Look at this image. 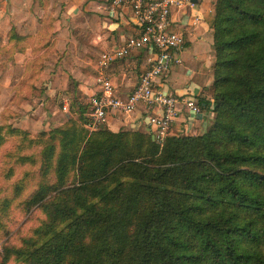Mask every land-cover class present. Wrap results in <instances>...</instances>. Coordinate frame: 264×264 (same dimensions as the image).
Returning a JSON list of instances; mask_svg holds the SVG:
<instances>
[{
  "label": "trees",
  "instance_id": "trees-1",
  "mask_svg": "<svg viewBox=\"0 0 264 264\" xmlns=\"http://www.w3.org/2000/svg\"><path fill=\"white\" fill-rule=\"evenodd\" d=\"M210 26L207 131L160 146L139 132L89 133L82 110L41 133L26 204L44 217L0 264H264V0H216ZM4 129L28 137L1 126L0 150Z\"/></svg>",
  "mask_w": 264,
  "mask_h": 264
},
{
  "label": "crops",
  "instance_id": "crops-1",
  "mask_svg": "<svg viewBox=\"0 0 264 264\" xmlns=\"http://www.w3.org/2000/svg\"><path fill=\"white\" fill-rule=\"evenodd\" d=\"M187 1L172 10L170 28L184 37L185 46L175 56L179 63L157 87L165 95L189 94L212 104L210 24L216 0ZM110 2L47 0L42 9L39 1L0 0V127L6 123L33 135L64 127L69 119L78 121L82 110L89 111L90 98L100 92L97 76L108 79L121 99L134 91L149 68L150 52L134 51L106 67L99 65L102 54L120 49L138 34L131 11L112 9ZM147 117L141 105L132 114L110 113L102 130L149 134ZM213 119L210 108L200 116L183 114L171 135L203 134Z\"/></svg>",
  "mask_w": 264,
  "mask_h": 264
},
{
  "label": "built area",
  "instance_id": "built-area-1",
  "mask_svg": "<svg viewBox=\"0 0 264 264\" xmlns=\"http://www.w3.org/2000/svg\"><path fill=\"white\" fill-rule=\"evenodd\" d=\"M187 3V0H111L112 9L124 7L131 11L138 34L128 38L120 49L102 54L99 65L106 67L134 51L146 50L150 52L149 68L125 99L115 94L108 79L97 76L100 92L89 100V111L84 116L86 131L93 133L102 130L110 113L132 114L141 105L148 116L149 135L161 146L171 134L178 117L183 114L200 116L203 113L202 104L189 94L165 95L157 87L158 80L168 74L172 65L179 63L175 56L184 48L185 40L180 33L170 30L171 12ZM62 110L66 112V106Z\"/></svg>",
  "mask_w": 264,
  "mask_h": 264
},
{
  "label": "rangeland",
  "instance_id": "rangeland-1",
  "mask_svg": "<svg viewBox=\"0 0 264 264\" xmlns=\"http://www.w3.org/2000/svg\"><path fill=\"white\" fill-rule=\"evenodd\" d=\"M32 1H39L40 7L44 9L47 0ZM44 59L40 60L42 67L46 65ZM3 126L9 125L4 123ZM41 133H29L26 139L21 134H9L7 129L2 133L6 141L0 150V254L7 245L19 246L20 241L30 236L44 217L36 207L29 208L26 204L28 198L37 190L41 178L39 152L42 143L39 142L43 139L38 137ZM28 141H32V144ZM26 156H31L35 161H18V158ZM48 178L52 181V174H49ZM8 264L22 263L12 259Z\"/></svg>",
  "mask_w": 264,
  "mask_h": 264
}]
</instances>
